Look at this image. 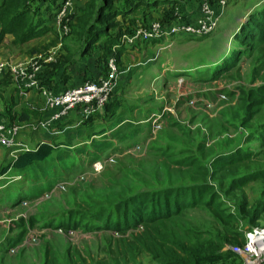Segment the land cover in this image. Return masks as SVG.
I'll list each match as a JSON object with an SVG mask.
<instances>
[{
    "label": "rangeland",
    "instance_id": "1",
    "mask_svg": "<svg viewBox=\"0 0 264 264\" xmlns=\"http://www.w3.org/2000/svg\"><path fill=\"white\" fill-rule=\"evenodd\" d=\"M258 1L261 0H230L216 28L206 37L177 36L170 42L159 40L160 42L157 43H142L122 50L117 60L116 83L102 109L94 110L87 116L81 115L76 110L80 116V121L78 120L76 125H67V127L63 123L50 130L68 145H75L79 138L81 141L85 137L83 142L89 140L90 143L87 148L84 145L86 143L81 144L80 148L87 150L94 144L93 140H107L104 138V134H108V131L103 134H95L91 138L89 136L93 130L104 129L113 121L110 116L105 118L109 108H114L113 111L116 114L120 113L119 116L123 121L126 120L125 123L129 121L131 126L140 127H134L135 138L130 142V145H126V141H119L118 137L110 139L108 141L110 148L106 149L104 153L116 148L114 160L108 165L106 164L100 172H86L87 180L84 182L63 188L60 191L54 190L56 194L44 200L34 201L30 197L35 194H31L21 201H13L19 192H29L30 181L26 180V185L22 186L25 180L13 182L10 180L11 174L2 173V167L8 160L5 159L8 154L6 150L0 148V264H44L43 247L48 242L54 247L55 254L62 264H66L63 258L68 245L77 246L86 257V263L93 264L91 258L97 257V243L101 244L104 241V233L101 231L90 233L64 230L47 224V222L55 223L62 219L63 209L73 206L75 202L82 200L83 196L88 195L87 199H92L100 194L103 196L118 189L121 183L137 189L138 187L147 188L148 182L152 179H157L158 183H189L199 178L198 165L197 167L196 165L178 166L173 163V160L195 157L206 162L216 151L222 150L227 144H240L248 146L250 149L254 147L256 141L246 143L244 139L249 129L243 130L238 125V114L241 111L238 88L240 86H255L264 82V59H259L257 53L242 55L234 68L216 80H209L206 70L213 64V61L207 60L210 49L216 51L221 44L220 50L216 51V56L225 52L231 43L230 30L235 19L237 21L244 20L245 12L252 6L254 7L253 4ZM84 3L85 0H64L62 10L50 19L52 29L38 38L17 44L13 43L14 36L12 34L4 35L0 44V63L6 64L5 72H8L11 83L3 86L0 91V115L2 118L19 123L31 131V128L40 123L43 114V112L29 114L26 111L27 118L20 119L19 116L13 114L19 113L14 112L13 108H9L10 103L5 104L7 96L13 93L12 83L17 77L16 72L10 66H16L20 62L36 60L40 62L52 54L54 62L52 64L39 63L37 71L41 69L40 82L52 78L54 87L59 82L73 80L80 74L89 76L93 80L103 74L106 63L105 46L99 41L89 49L86 55L77 56L76 52L82 45V39L71 33L69 28L64 29L59 25L63 15L70 14L74 19ZM184 3L193 8L197 7L196 11L198 10L199 0H176V2L170 3L171 6H175L174 11H170L171 16H165L176 17L179 13L181 17L188 18L183 15V7H186L181 4ZM170 4L167 3L152 9L139 8L135 13L125 16L118 15L119 24L113 33H117L120 39H124L125 36L135 32L137 28L145 27L153 20H162L165 9ZM138 42L128 44L123 41L122 44L128 47ZM153 58L160 63L153 64ZM168 66L171 69L187 67L192 73L185 74V71L180 70L174 71L176 74L171 73L166 69ZM253 69H259V72L256 78L251 80ZM5 72L0 74V79ZM191 99L194 100L193 103L189 102ZM105 105L108 108L104 107ZM166 106L168 108H165ZM48 116L49 112L46 117ZM91 116L96 117L95 121L89 120ZM262 122H264V104L252 120L251 128H256V125L258 126ZM158 123L161 125L156 128ZM81 126L84 128V132L81 131ZM124 129L127 132L130 127L127 126ZM27 138L33 142L35 136L32 134ZM133 143H141L143 150L145 148L146 151L144 153L143 151L128 152V148L130 149ZM73 160L76 164L73 163L74 165L58 171L67 181H72V176L76 178L79 173L85 171L84 168L88 169L89 156L86 152L85 154L77 153ZM260 163H264V158L259 156L254 164ZM191 167L196 170V173L189 169ZM37 169L40 174L42 170ZM216 188L222 193L221 199L224 201L226 209L230 208L235 195L237 198L241 197L239 192L235 195L226 192V183L222 187ZM244 193L249 200L248 215H252L251 212L255 206L259 207L254 215L256 221L249 223L248 215H244L243 219L229 223V226L243 230L255 225H264V203L258 202L260 198L264 197V194L260 195L259 182L251 181L246 184ZM24 200L25 203H22ZM31 214L39 220L27 228V236L23 240L14 244L13 236L19 231L17 221L20 217L26 218ZM178 220L180 224L184 221L186 224L200 226L198 227L200 229L217 227L208 210L200 207L187 209L182 219ZM241 240L242 238L239 237L231 245L240 244ZM7 243L13 245L7 247ZM101 255L102 253H99V258L102 257ZM138 261L140 264H157L146 258L145 255L140 256Z\"/></svg>",
    "mask_w": 264,
    "mask_h": 264
},
{
    "label": "trees",
    "instance_id": "2",
    "mask_svg": "<svg viewBox=\"0 0 264 264\" xmlns=\"http://www.w3.org/2000/svg\"><path fill=\"white\" fill-rule=\"evenodd\" d=\"M63 1L0 0V44L7 33L14 36L13 43L22 44L49 32L52 29L50 19L62 10ZM173 2L176 0H85L84 6L78 10L74 19L70 14L63 15L59 25L61 28H69L71 33L82 39V45L78 49L79 56L86 55L89 49L100 41L105 46L106 60L110 54H114L118 60L125 45L120 43L118 34L113 33L119 24L117 16L135 13L139 8L152 9ZM253 5L254 7L245 12L244 20L235 19L232 24L231 43L226 51L216 56L221 44L216 51L210 49L207 60L213 61V64L206 70L209 80H216L234 68L242 55L257 53L259 59H264V0ZM167 16H171V13ZM169 18L164 16L162 20L166 21ZM197 37L202 38V36ZM140 41L148 43L147 40ZM153 41L156 40L151 42ZM36 62L52 64L54 60L40 62L36 60ZM5 68L6 65L1 69L0 74L5 72ZM170 70L171 73L179 70L185 71V74L192 73L187 67L170 68ZM40 71L41 69L36 71L39 82ZM258 72L259 69H253L250 79L254 80ZM16 75L13 86L26 88L27 86H24L20 80V74L16 73ZM9 77L8 72H5L0 79V91L3 86L11 83ZM86 78L89 76H83L82 79ZM51 82H53L52 78L40 84ZM56 85L60 86V84ZM238 90L241 109L238 114V125L243 130L249 129L244 139L246 143L256 141L252 149L240 144H227L206 162L195 157L173 160L178 166L196 165L197 167L198 165L199 178L189 183H158L157 179H152L148 182L147 188L137 189L121 183L118 189L103 196L96 195L92 199H87L88 195L83 196L82 200L75 202L73 206L63 209L62 219L47 224L70 231L104 233V241L101 244L97 243V257L91 258L93 264H140L138 258L143 255L157 264H242V258L229 246L239 237L242 238L241 242L244 241L243 230L232 228L229 223L238 222L250 211L249 200L244 193L246 184L251 181L259 182L260 195L264 194V163L254 164L259 156L264 158V122L256 125L254 129L251 128L252 120L264 104V82L255 86H240ZM113 109H107L108 114L105 116V118L109 116L113 118L109 127L93 130L92 133L103 134L108 131V134H104L107 140H93L92 150L78 146L70 148L61 141L44 140L6 160L2 173L11 174V181L23 179L25 182L22 186L26 185V180L30 181L29 192H19L13 201H21L31 194H35L30 197L34 201L44 200L55 195L54 190L60 191L87 180L85 175L84 178L76 180L75 176H72L74 181H67L58 173L59 170L76 164L73 159L76 158L77 153L88 154V169L84 168L88 172L91 161L110 148L108 142L110 139L118 137L119 141H126V145H130L135 138L136 126H131L129 121L125 123L126 120L123 121L119 116L120 113H114ZM21 116L23 118V114ZM127 126L130 130L126 132L124 128ZM136 145L142 146L141 143H133L132 147ZM112 149L114 150L107 153H114L116 148ZM127 151L144 153L146 149L143 150L142 146L140 149L128 148ZM37 168L42 170L40 174ZM189 169L193 170L192 167ZM193 171L196 173L195 169ZM214 180L216 181L210 182ZM58 183H63V186L52 190ZM224 183L227 185L226 192L234 195L239 192L241 195L240 198L235 195L228 209L224 208L222 193L216 188L222 187ZM258 202L264 203V197ZM196 207L208 210L217 227L200 229L198 228L200 226L186 224L182 220V223H179L178 219H182L187 209ZM258 209L259 207L255 206L252 215H248L249 223L256 221L254 215ZM38 220L33 214L26 218L20 217L17 221L19 231L12 239L14 244L23 240L27 236V228ZM9 245L13 244H6L7 247ZM99 253H102L101 258ZM43 257L44 264H62L49 242L43 247ZM63 260L66 264H87L86 257L77 246L68 245Z\"/></svg>",
    "mask_w": 264,
    "mask_h": 264
},
{
    "label": "built area",
    "instance_id": "3",
    "mask_svg": "<svg viewBox=\"0 0 264 264\" xmlns=\"http://www.w3.org/2000/svg\"><path fill=\"white\" fill-rule=\"evenodd\" d=\"M229 1L199 0L197 14L193 18H183L178 13L176 17L172 16L166 21L153 20L147 26L139 27L135 32L125 36L124 39H120V43L125 41L131 44L140 40L170 42L177 36H206L216 28ZM64 29L67 28L64 27ZM53 60L55 59L52 54L44 59V61ZM106 61V69L97 79H80L78 82L62 88L57 85L54 87L53 82L40 84L36 76L39 63L36 61L20 62L16 66L10 67L14 72L20 74V80L24 86H27L26 88L37 89L45 95L49 116L40 122L48 124L54 120H62L71 110H77L81 115L87 116L94 110L102 109V106L109 99V94L116 83L118 74V62L115 55L110 54ZM5 65L3 62L0 63V71ZM28 67L31 69L28 70ZM189 102L193 103L194 100L191 99ZM159 125L161 123H158L156 128H159ZM21 127L22 125L19 123L10 122L0 115V147L8 148L11 153L27 148L16 137ZM140 147L142 146L136 145L130 149H140ZM114 154L102 153L101 156L91 161L89 171L93 173L101 171L107 163L113 160ZM86 172L87 170L79 173L77 177L79 179L84 178ZM62 186L63 183L55 184L52 190ZM22 203H25V200ZM243 235L244 241L242 243L230 245L229 248L242 258V264H264V225L244 228Z\"/></svg>",
    "mask_w": 264,
    "mask_h": 264
},
{
    "label": "crops",
    "instance_id": "4",
    "mask_svg": "<svg viewBox=\"0 0 264 264\" xmlns=\"http://www.w3.org/2000/svg\"><path fill=\"white\" fill-rule=\"evenodd\" d=\"M185 3L181 4L182 6L184 5L186 7V8L183 7V10H184L183 15H186V17H188V18H193L197 14V11H196L197 7L193 8L191 5H187ZM174 7L175 6H171V4H170L169 7L167 6L168 10L165 9V12H164L163 16L168 15V13H170V11L171 12L174 11ZM176 40H178V39H176ZM153 42L157 43V42H160V41L156 40V41H153ZM153 42H149V43H153ZM142 43H147V42H142L141 41V42H138V43L133 44L131 46L125 47L124 49H127V48L129 49V48H131L133 46H136V45H139V44H142ZM76 55L79 56L78 52H76ZM153 59H152L153 60L152 63L154 62L153 64L158 65L160 63L158 60H155V58H153ZM166 69L171 71L169 66ZM83 76H85V75L84 74H80V75H77L75 77V79H73V80L68 79L66 82H59L60 87L61 88L62 87H66V86L71 85V84H73L75 82H78L80 79L83 78ZM12 89H13V93L9 94L7 96V99L5 100V104H9L10 103V107L9 108H13L14 112L17 111L19 113V114H17V113H13V114L19 116L20 119H26L27 118V116L25 114L26 111H28L29 114L32 113V112H37V113L43 112L41 120H44L46 118V116L48 115L49 109H48V106H47V103H46L45 95L41 91H39L37 89H32V88H21L18 85L12 87ZM22 114H23V118L21 116ZM79 118H80V116H79L78 112L76 110H71L59 122H53V123H50V124H42L40 122L36 127L31 128V131L28 128L22 127L23 129L21 128L18 131L16 137H17V139L20 142L25 144L27 146V148L28 147L32 148L33 146L36 145L37 142L44 141V140L61 141V142H64L65 144H67V142L57 138V136L55 134L51 133L50 130H52L54 127H57V126H59L60 124H63V123H65V126H67V125L69 126V125H72V124L76 125L77 121L78 120L80 121ZM95 118L96 117H92L89 120L95 121L94 120ZM11 120H13V119H11ZM10 122H14V121H10ZM80 128H81V131L84 132L83 126H81ZM32 134H33V136H35V138L33 139V142L30 140V138H27V136H30ZM93 136H95V134H91L89 136V138H91ZM70 137L73 138L74 136H70ZM84 138L85 137H83L81 141H80V138H79L78 141L75 143V145H69V147L70 148H76L77 146L80 147V145L83 144V143H86L84 145H86V147H87V145L90 143V141L86 140V142H83V141H85ZM0 148H2V149L7 151L8 156H6L5 159H11V158L15 157L19 152L22 151V150H18L15 153H11L8 148H3V147H0Z\"/></svg>",
    "mask_w": 264,
    "mask_h": 264
}]
</instances>
